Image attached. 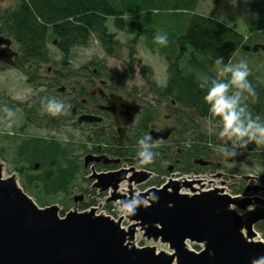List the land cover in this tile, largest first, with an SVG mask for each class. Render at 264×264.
<instances>
[{
	"label": "trees",
	"instance_id": "1",
	"mask_svg": "<svg viewBox=\"0 0 264 264\" xmlns=\"http://www.w3.org/2000/svg\"><path fill=\"white\" fill-rule=\"evenodd\" d=\"M201 1L16 0V6L13 8H4L0 3V37L10 38L13 41V49L15 50L17 46L19 53L16 59L17 67L0 63V70L14 68L21 71L31 90L26 102H13L14 104L0 106V134L5 131L4 134L11 136L13 132L6 131L15 130V122L18 118L16 109L22 111L24 123L20 126V131L23 136L21 138L19 132L16 134L17 148L12 163L15 171L20 174L24 190L35 198L40 207L51 206V200L60 196L65 214L71 206V201L74 202L72 198L75 191L87 192L90 195L96 193L92 192L90 187L78 186L81 178L89 182L82 158V155L88 153L89 140L85 138L81 144H74L57 137L47 138L26 134L30 128L60 133L76 121L81 113L74 114L76 110L71 99L60 91L63 88L65 92L71 90L74 81L88 79L85 88L89 90L95 87L99 80L106 79L111 82V92L128 99H131L130 93H132L133 99L139 100L145 107L140 120L146 118L149 108H153L152 112L158 111L153 104L146 101L149 96L169 104L175 101L179 106L175 120L179 118L176 124L181 127V131H178L180 134L170 149L174 148L177 154L184 149L187 151V166H177L181 175L198 174L199 172L194 168L197 166L192 160L207 161L208 159L204 158L207 155L213 157L214 149L224 147L225 139H218V135L217 138L213 135V138L212 131L205 128L208 125L214 128L224 127L222 118L214 116L210 111L211 105L206 102L205 96L213 80L229 82L230 74L220 77L218 68L227 65L230 61L234 64L238 54L249 60L259 59L257 64L255 62V67L251 68L252 74L248 77L255 88L257 98L253 100L249 97L245 101L242 97L238 109L246 108L253 119L259 116L261 122H264V56H262L264 53H261L264 50L256 54L244 50L245 45H264V0H253L251 24L247 34L240 33L236 27H230L217 18L196 14ZM169 11L194 13L186 31L178 32L182 28L179 23L177 28L168 29L163 26L160 15ZM130 16L134 17L130 24L137 35L127 45L129 62L124 71L110 68L96 55L83 65L74 64L79 50L87 49L93 44H97L108 53L109 47L119 51L122 44L118 39V32L126 31ZM157 33L167 35L166 46L155 42L154 37ZM229 41L234 43L235 50L225 55L220 47ZM139 47L163 58L168 77L166 82L158 81L156 70L151 65L144 64L137 72L144 82V88L132 85L131 80H134L137 71ZM217 58L223 59V65L216 64ZM257 65L263 69L257 68ZM201 84L204 88L200 87ZM236 91L237 89L230 87L227 96L232 97ZM53 97L71 105L67 114L52 116L43 111L42 101ZM80 97L90 96L84 91ZM6 108L14 115L9 116ZM151 122L142 121L141 123H144L142 128L133 134L132 140L125 143L124 151L127 155L109 151L103 153L114 158L120 156L138 158V141L143 136L149 135ZM182 122L184 123L181 125ZM9 124L11 129H5ZM178 137L182 139L178 140ZM105 140L108 142L109 139L105 138ZM226 140H228L226 145H229L227 147L231 146L230 148L240 153L239 155L243 153L246 159L253 162L261 161L264 155V145L250 143L247 148L240 149L239 142L234 144L229 138ZM72 149L76 153L77 151L83 153L74 157ZM178 149H181L180 153ZM153 151L158 153L155 163L138 168L160 176H168L171 162L168 163L160 151L155 149ZM98 154L102 153L98 152ZM0 157L6 159L1 152ZM94 204L93 200L86 201L80 205V209L87 210ZM108 209L113 212L112 205ZM258 232L264 238V223L258 226ZM195 248L200 250L199 246Z\"/></svg>",
	"mask_w": 264,
	"mask_h": 264
},
{
	"label": "water",
	"instance_id": "2",
	"mask_svg": "<svg viewBox=\"0 0 264 264\" xmlns=\"http://www.w3.org/2000/svg\"><path fill=\"white\" fill-rule=\"evenodd\" d=\"M220 50L229 55L233 42ZM258 53L264 45H245ZM112 53V52H111ZM19 53L10 38L0 37V63L17 67ZM62 93L65 89L60 90ZM116 121L121 139L125 129L140 111L137 102L111 94L104 95ZM98 119L81 116L79 122ZM167 133H170L167 132ZM155 139L168 134L152 133ZM95 159V160H94ZM105 164L117 161L106 156L87 157L86 162ZM92 188L108 197L98 208L79 211L83 196L74 199L76 207L61 217L58 205L40 207L19 184L17 175L4 177L0 162V264H258L264 261V241L256 226L264 222V198L233 197L224 188L206 191L200 177L177 178L173 174L160 189L141 193L136 187L153 174L136 168L97 174L92 170ZM253 179L252 177H247ZM263 194L259 189L248 193ZM137 200L135 211H124L126 201ZM111 204L122 209L115 219L102 209ZM129 225L124 227L125 222ZM139 236L146 246L137 244ZM153 242L154 245L150 244ZM160 244L170 251L161 250ZM193 244L200 251L191 248Z\"/></svg>",
	"mask_w": 264,
	"mask_h": 264
},
{
	"label": "flooded vegetation",
	"instance_id": "3",
	"mask_svg": "<svg viewBox=\"0 0 264 264\" xmlns=\"http://www.w3.org/2000/svg\"><path fill=\"white\" fill-rule=\"evenodd\" d=\"M109 51H114L113 48L109 47ZM97 72V71H95ZM52 73V71H50ZM88 81V79H81L80 81H74V86H71L72 89L64 92L67 97L71 99V102L74 106V109L76 112L74 113L77 115L78 113H81L80 115L77 116V119L74 123L70 124L66 128V133L70 137V140L65 142L68 143H74V144H81L82 141L86 138V140H89L88 144V150L87 154L82 155V153H76L74 149H72V155L75 156H80L82 155L83 160H84V166L85 169L88 172V181L86 187H90L92 192H96L95 195H90L86 193H79L77 196H83L84 200L81 202L84 203L89 200H93L94 203L99 202V199H104L102 203L106 201V198L108 197L107 194L100 195L97 190L93 189L92 186L94 184L93 181L89 179L90 175H92V170L95 169L97 174L101 173H109V172H115V171H120V170H126L130 168H136L138 171H146L139 169L138 166H142L139 163L138 158H132V157H111V155H106L103 152L109 151L113 152L115 154H120V155H127L125 154L126 152L124 151V145L126 142L129 140H132L133 134L136 133L137 130L141 129L144 123H141L144 120H150V125H149V135L152 137V142H160L159 147L155 148V150H158L165 156L166 160L168 163L171 162V166L169 167L168 171V176H160L159 174L153 173L148 171L149 173L153 174V177L143 184L142 186H137L136 189L141 192H147L150 189H160L163 184L168 182V180L171 178L173 174H177V178H182L187 176L189 180H192L191 177H200L203 181L204 184H206V191L212 190L213 188H224L227 193L234 194L236 193L238 196H251L255 197L257 194L248 193V190H253V189H259L263 192L264 195V177L262 176V181H259L260 179L256 176H253V179H248L247 176L242 173L239 168H234V162L235 164L238 163V158L235 156L234 158L231 159H223L221 156L217 153V151H214L213 157H209L208 155L204 159H208L207 161H201V160H196L193 159V163L195 164L194 167L199 173H192L188 175H181V173L177 170V166H187V151L184 149L181 153V149H178L180 154H177L175 149H170L173 144L175 143L174 140H176L178 134H180L178 131H181V127L176 124V121H179V118L177 117V110L179 106L175 101H172L171 104L166 101H158L154 99L153 97L149 96L146 101H149L150 104H153L154 108H157L158 111L152 112L153 108H149L147 111V116L143 120H140V116L142 112L144 111L143 109L145 108L137 99H133L132 93L131 94V99L125 98L119 94H116L125 100L129 102H137L138 105H140V111L139 113L135 116L133 119L132 123H130L127 128L122 125L121 128L125 129V135L121 139V133L119 131V127L116 124L114 116L108 112L107 110L103 109V107L107 106L108 102L107 99L104 97V95L109 96L111 94H115L110 91L111 89V82L106 79H101L99 82H97L95 87L89 88L87 90L85 88V84ZM94 83V82H93ZM86 92L89 94L90 97H80L82 92ZM89 98V99H88ZM147 108V107H146ZM177 114V115H176ZM81 116H92L97 118V121H92V122H79V118ZM184 122L181 123V125ZM206 130L210 129L212 131V136L218 135V139L223 140V146L227 148L229 152H234V150L230 147H227L229 145H226V142L228 140L227 136H222V132L216 133L217 127L214 128L210 125L205 126ZM212 128V129H211ZM170 133H167L169 132ZM162 133L163 135L168 134V137L166 139H155L152 136V133ZM75 134V136H80L81 141L77 140L74 141L72 136ZM105 138L109 139L108 142H106ZM214 138V136H213ZM217 138V137H216ZM182 137H178V140H181ZM181 143V141H179ZM107 145H106V144ZM108 146V147H107ZM177 149V148H176ZM97 151V152H95ZM98 152H101L102 154H98ZM262 152V151H261ZM80 154V155H79ZM177 154V155H176ZM264 154V150H263ZM92 156L94 158L106 156L108 160H114L117 162L114 163H108L105 164L104 160L101 162H96L92 161L87 163V157ZM176 156V159L174 160V157ZM210 159V160H209ZM95 160V159H94ZM189 161V160H188ZM232 164V165H230ZM146 166V165H144ZM200 167V168H198ZM261 183L260 185L257 183ZM79 188H85L79 187ZM141 189H144V191H141ZM73 196V200L75 197ZM89 197V199H88ZM262 198L263 196L260 195ZM264 198V197H263ZM264 223V222H263ZM262 224V223H261ZM259 224V225H261ZM256 226V231L258 232V226ZM259 233V232H258ZM260 236V235H259ZM262 236V235H261ZM263 237V236H262Z\"/></svg>",
	"mask_w": 264,
	"mask_h": 264
},
{
	"label": "rangeland",
	"instance_id": "4",
	"mask_svg": "<svg viewBox=\"0 0 264 264\" xmlns=\"http://www.w3.org/2000/svg\"><path fill=\"white\" fill-rule=\"evenodd\" d=\"M0 3L4 8H13L16 6L17 2L16 0H0ZM252 3H253V0H202L195 13L199 15L217 18L218 20H220L221 22H223L224 24L230 27H236L240 33L247 34L249 32L248 30L251 24ZM193 14L194 13H191V12L187 13L186 11H179V13H174L172 11H169L163 14L162 16L160 15V18H161L163 26L168 29L177 28V25H178L177 23H179V25L182 27L181 29L178 30V32L180 33V32L186 31V29L189 26L190 18L192 17ZM133 18H134L133 16L129 17V22H128L129 26L126 29V31L118 32V39L120 43L122 44V47L121 49H119V51L114 49L113 52L109 51L108 53L105 50H102L97 44H93L87 49L79 50L78 56L74 59V64L77 66L83 65L84 63L92 59L94 55H96L100 60H104L109 65L110 68L124 71L126 67H128V62H129L128 60L129 58L127 57L129 47L127 45L137 35V32L132 28L130 24ZM180 21L182 22V24H180ZM111 30L113 29L111 28ZM251 46H254V45H251ZM15 50L18 51L17 46H15ZM261 53H264V51H261ZM119 57H122V58L119 59ZM239 59L247 62L249 70H250V74H252L251 68H254L255 67L254 65H256L259 62V59L257 58L249 60L245 56L238 54V56L234 59V64L239 63ZM144 64H149L154 68V70H156L158 81L161 80L162 82H166L168 77L166 75V62L163 60V58L156 54L149 53L147 50L143 49L142 47H139V52H138L137 61H136L137 71L134 75L135 76L133 78L134 80H131L132 85H135L138 88H144V82L140 78V75L137 73L139 69L142 67V65ZM256 67L259 69H263L261 66H258V65ZM218 69L220 70V68ZM30 94H31L30 87L27 85L26 77H24L21 71L14 69V68L0 70V106H5V104L10 105L13 102L24 103L30 97ZM16 112L18 113L17 114L18 118H17V121L15 122V130L6 131L7 133L13 132L12 134H10L11 136H7L6 134H4L5 131L0 134V152H1V155L5 156L6 158L5 160H3L0 157V162L4 164V177L8 178V177H11L12 175H17L19 179V184L23 188L20 174L15 171L14 165L12 163V159L14 157V154L17 148V141L15 142V139L17 138L16 134L17 132H19V135L21 136V138L23 136L22 132L20 131V126L23 125L24 123L23 121L24 119L22 117L23 113L22 111L18 109H16ZM223 128L224 127L217 128L216 133L218 134V132H222ZM5 129H11V127L9 128L8 125H6ZM26 134L30 136H44L47 138L57 137L59 139H63L66 141L70 140V137L67 135L66 130L55 134L50 131L36 130L34 128H30L26 132ZM72 138L74 141H77V140L81 141V138L79 135L75 136L74 134ZM237 158H238L237 159L238 163L237 164H235L236 162L232 163L234 164L233 165L234 168L236 167L239 168V170L242 173H244L247 177L256 176L260 179L259 181H262L261 180L262 176L264 177V155L262 156L261 161L259 160L258 162H253L251 160L246 159L243 153L241 155H237ZM86 182H87L86 180H83V178H81L78 182V186L86 187L87 186ZM164 184H166V182ZM257 184L260 185L261 183L259 182ZM262 185L264 184L262 183ZM141 191H144V189H141ZM26 193L29 194L28 192ZM74 193H75L74 196H77L80 192L75 191ZM230 195L233 197L238 196L236 193L234 194L230 193ZM261 195L264 197L263 194ZM252 196L253 195L249 197H252ZM256 196H260V195H256ZM32 198L35 200L34 197ZM61 199L62 198L60 196L55 197L53 200H51L50 205H53V204L58 205L61 208L60 215L61 217H64L66 213L63 214L64 206L60 201ZM98 201L99 202H96L93 206H91L87 210L93 207L98 208L99 205L104 201V199L102 198V199H99ZM111 205H112L113 212H110L108 209L110 205L107 207H104L102 211L107 215H111V216L115 215L113 217L119 219L122 216V209L120 207H117L114 204H111ZM75 207H76L75 203L71 201V206L69 210H72ZM79 211L83 212L86 210H81L79 208ZM124 225L125 227H127L129 223L126 221ZM259 235H260V239L264 241V238L261 236L260 233ZM137 244L142 247V246L148 245L149 243L147 244V241L142 236H139V240ZM150 244L154 245L153 242H150ZM190 245H191V248H193L194 250H197L195 248V245L193 244H190ZM160 249L170 251L168 246L165 247L162 244H160Z\"/></svg>",
	"mask_w": 264,
	"mask_h": 264
},
{
	"label": "clouds",
	"instance_id": "5",
	"mask_svg": "<svg viewBox=\"0 0 264 264\" xmlns=\"http://www.w3.org/2000/svg\"><path fill=\"white\" fill-rule=\"evenodd\" d=\"M154 39L159 45H167L168 38L166 34L157 33ZM216 64L223 65V59L217 58ZM228 74H230L228 83L213 80L212 86L208 89V94L205 96L206 102L211 105L210 111L212 114L214 116H220L224 122L221 135L227 136L234 144L239 142L240 149L247 148L250 143L264 145V122H261V117L256 116L255 119H253L251 113L246 110V108L241 107L238 109L242 97L245 101L249 97L253 100L257 98L255 88L248 80L250 70L247 62L241 60L237 64H232L230 61L227 65H223L219 70V76L225 77ZM206 80L207 78L205 81ZM200 87L204 88V85L201 84ZM230 87L237 89L232 97L227 96ZM245 93L247 95H245ZM70 107L71 105L54 97L50 99L45 98V100L42 101L43 111L52 116L67 114ZM5 110L8 112L9 116L14 115L11 110L7 108ZM8 127L10 128L11 124H9ZM159 144V141L153 143L150 135H145L138 141L139 150L137 152V157L141 165L155 163L158 153L153 151V149L159 147ZM209 146L211 147V145ZM214 150L217 151L223 159H231L240 154L237 152H229L226 147H220ZM138 203L137 200L126 201L123 205V209L128 213H132L135 211ZM115 219L117 220V218ZM258 264H264V261L258 262Z\"/></svg>",
	"mask_w": 264,
	"mask_h": 264
}]
</instances>
